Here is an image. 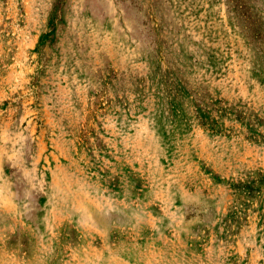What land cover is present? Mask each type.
<instances>
[{"label": "rangeland", "instance_id": "1", "mask_svg": "<svg viewBox=\"0 0 264 264\" xmlns=\"http://www.w3.org/2000/svg\"><path fill=\"white\" fill-rule=\"evenodd\" d=\"M0 264H264V0H0Z\"/></svg>", "mask_w": 264, "mask_h": 264}]
</instances>
